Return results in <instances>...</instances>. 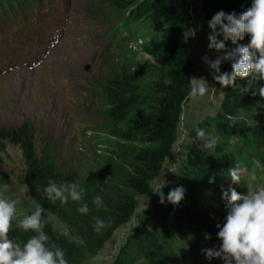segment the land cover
<instances>
[{"label": "trees", "instance_id": "1", "mask_svg": "<svg viewBox=\"0 0 264 264\" xmlns=\"http://www.w3.org/2000/svg\"><path fill=\"white\" fill-rule=\"evenodd\" d=\"M101 1L108 6L103 12L116 26L114 33L126 41L121 51L127 53L125 61L105 79L94 81L105 99L99 111L102 152L84 166L86 172L72 174L60 161L57 141L44 136L38 144L30 122L0 131V143L10 141L20 146L30 198L22 211L16 212L9 238L24 243L36 235L19 228L18 223L39 204L45 209L43 231L49 237L48 246L61 248L68 264H83L103 248L113 232L132 219L137 197L150 192L151 182L176 139L182 103L193 75L189 44L172 0ZM251 4L252 0H203L202 9L210 21L219 11L239 16ZM218 38L223 40L222 35ZM249 40L245 37L238 43L246 45ZM226 42L228 50L236 47ZM231 63L222 61L221 73H230ZM235 85L225 89L214 119L216 133L209 127H198L217 139L215 150H206L202 141L195 140L198 128L190 133L187 174L174 186L185 189L184 199L179 205L167 202L165 234H154L148 218H141L109 264H190L176 250L170 231L187 229L202 237H217V224L223 225L227 202L223 191L218 195L215 191L223 179L232 184L230 168L246 167L264 184V100L253 95L256 86L251 76L238 78ZM226 114L238 117L235 125L229 126ZM233 136L238 137L235 143L231 142ZM257 159L261 167L254 166ZM52 182L76 185L82 200H50L44 189ZM84 203L89 208L87 214L77 211ZM97 218L107 223L100 232L94 230Z\"/></svg>", "mask_w": 264, "mask_h": 264}, {"label": "rangeland", "instance_id": "2", "mask_svg": "<svg viewBox=\"0 0 264 264\" xmlns=\"http://www.w3.org/2000/svg\"><path fill=\"white\" fill-rule=\"evenodd\" d=\"M19 1L25 0H0V12L11 6L16 8ZM66 1L72 10L61 17L59 28L67 29L75 24V32L56 34L58 48L43 65L37 70H29L27 63L23 62L25 68L17 69V58H9L8 54L1 56L0 131L3 128L17 129L24 122H30L38 144L44 136L57 141L60 161L73 174V171L86 172L87 168L84 166L102 152L101 132L98 131L102 118L99 111L105 99L101 98L94 81L105 79L125 61L127 53L121 51L124 44L117 46L118 37L114 33L116 26L107 20L103 12L108 10L106 4L101 0ZM66 1L54 4L52 10L63 6ZM172 1L189 44L193 64L192 77L205 78L210 85L209 93L204 97L187 96L182 103L176 139L151 182L150 192L137 197L138 206L132 219L119 226L104 247L83 264H109L143 217L150 221V229L154 234H165L166 198L181 177L187 174L190 133L202 125L216 133L214 119L220 110L226 88H222L213 79L214 70L205 62L204 57L215 60L222 53L208 48L211 29L208 27L209 20L203 13V0ZM193 31L195 36H192ZM46 32V28L39 30V33ZM225 43L226 47L229 46V43ZM133 49L136 50L135 46ZM1 51L3 49L0 47ZM142 56L148 57L146 54ZM12 66L13 69L10 68ZM240 170L241 175L248 174L246 169ZM25 171L20 146L10 141H2L0 197L17 201V211H22L30 200ZM253 178L264 186L259 176L254 175ZM230 186L234 187L223 179L215 194L227 191ZM161 189L165 196L164 204L160 203V196L156 193ZM236 190L240 192L241 188L237 187ZM226 214L227 208L223 223ZM168 236L179 254L190 264H224L223 259H208L203 252L204 249H218L222 243L218 237L206 239L200 233L187 229L171 230Z\"/></svg>", "mask_w": 264, "mask_h": 264}, {"label": "clouds", "instance_id": "3", "mask_svg": "<svg viewBox=\"0 0 264 264\" xmlns=\"http://www.w3.org/2000/svg\"><path fill=\"white\" fill-rule=\"evenodd\" d=\"M226 21V22H225ZM219 26V31L217 27ZM211 34L208 37V48L223 55H218L215 60L204 57L205 62L214 70L213 79L222 87H235V82L251 76L255 84V92L261 100H264V0H252L251 6L239 16L235 13L226 14L224 11L217 12L208 22ZM223 36V40L217 39ZM195 36V32H192ZM249 37V43L241 45L238 42ZM226 41L236 45L232 50L226 48ZM222 61H231V72L221 73ZM190 91L188 97H204L209 93L210 85L205 78L191 77L189 81ZM213 91L215 88L211 87ZM244 91H248L247 88ZM226 119L236 124L238 117L226 114ZM251 123V122H249ZM238 139L233 136L231 142ZM195 140L202 141V147L214 151L218 143L217 139L207 133L205 129H196ZM255 167H261L260 160H254ZM228 175L232 184L239 185L241 170L238 167L230 168ZM212 181L210 180V183ZM163 188V187H162ZM50 200H60L67 203L69 197L73 201L82 200V192L76 185H57L50 183L45 189ZM67 193V195H65ZM160 196V203H165V196L161 190L156 191ZM185 189L176 187L169 191L167 202L179 205L184 199ZM226 200L227 214L225 222L217 233L222 242L218 249H204L206 258H221L224 264H264V187L247 191L246 194L237 192L236 188L229 187L223 192ZM100 198H96L99 204ZM17 201L0 197V264H68L64 251L53 245L48 246L49 237L43 231V213L45 209L37 204L30 215L19 219L18 227L24 231H33L36 235L31 236L26 242L19 243L9 238L13 220L17 219ZM81 214L89 211L86 203L78 209ZM107 226L106 221L97 218L94 230L102 231ZM210 237L206 235V239Z\"/></svg>", "mask_w": 264, "mask_h": 264}, {"label": "bare ground", "instance_id": "4", "mask_svg": "<svg viewBox=\"0 0 264 264\" xmlns=\"http://www.w3.org/2000/svg\"><path fill=\"white\" fill-rule=\"evenodd\" d=\"M3 1V0H2ZM10 4V3H9ZM118 28V27H117ZM117 36H119V34H116ZM139 44V43H138ZM136 49V48H135ZM137 51V50H136ZM27 68V67H26ZM25 70V69H24ZM2 101V100H1ZM96 145V144H95Z\"/></svg>", "mask_w": 264, "mask_h": 264}]
</instances>
